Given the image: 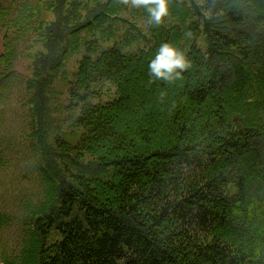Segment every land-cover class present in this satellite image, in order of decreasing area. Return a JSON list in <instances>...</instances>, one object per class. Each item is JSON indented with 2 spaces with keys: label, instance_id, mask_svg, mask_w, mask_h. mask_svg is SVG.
<instances>
[{
  "label": "trees",
  "instance_id": "trees-1",
  "mask_svg": "<svg viewBox=\"0 0 264 264\" xmlns=\"http://www.w3.org/2000/svg\"><path fill=\"white\" fill-rule=\"evenodd\" d=\"M154 7L0 0V100L23 58L47 181L0 264H264V0H167L159 22ZM165 44L184 67L158 76ZM78 54L64 128L51 100ZM106 81L117 97L93 102Z\"/></svg>",
  "mask_w": 264,
  "mask_h": 264
},
{
  "label": "rangeland",
  "instance_id": "rangeland-1",
  "mask_svg": "<svg viewBox=\"0 0 264 264\" xmlns=\"http://www.w3.org/2000/svg\"><path fill=\"white\" fill-rule=\"evenodd\" d=\"M126 16L130 18L129 15ZM130 19L140 27H144L142 19ZM124 27L125 25L122 24L119 39L125 34ZM105 45L102 43V46ZM145 46L146 43L140 40L126 47V50L134 51ZM82 56L78 54L71 57L55 82L51 115L54 124L59 123L64 128L70 123V118L78 114L81 105L70 96L69 81L73 80L77 60ZM17 63L20 73L17 71L14 79L6 81L5 91L0 100V144L3 148L4 162L3 168L0 169V211L8 217V220L0 226V255L1 252H5L7 256L20 247L23 235L21 219L25 206L38 203L47 185L37 163L39 156L37 147L26 135L31 127L23 84L28 74L26 61L22 58ZM101 87V94L91 98L93 102H104L117 97L116 86L112 81L104 82ZM72 136L76 138L75 135ZM87 159L86 156L85 160Z\"/></svg>",
  "mask_w": 264,
  "mask_h": 264
},
{
  "label": "clouds",
  "instance_id": "clouds-1",
  "mask_svg": "<svg viewBox=\"0 0 264 264\" xmlns=\"http://www.w3.org/2000/svg\"><path fill=\"white\" fill-rule=\"evenodd\" d=\"M137 4L156 5L149 10L157 22L167 14V0H134ZM183 58L177 53L176 49L165 44L161 47L155 61L150 65V68L158 76H164L167 72H172L175 68H183Z\"/></svg>",
  "mask_w": 264,
  "mask_h": 264
}]
</instances>
